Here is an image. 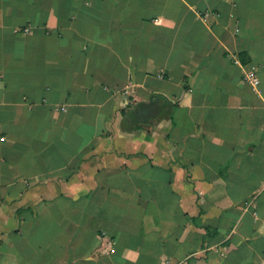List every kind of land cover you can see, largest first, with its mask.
Returning <instances> with one entry per match:
<instances>
[{"label":"crops","instance_id":"0c3cea01","mask_svg":"<svg viewBox=\"0 0 264 264\" xmlns=\"http://www.w3.org/2000/svg\"><path fill=\"white\" fill-rule=\"evenodd\" d=\"M0 264H264V0H0Z\"/></svg>","mask_w":264,"mask_h":264},{"label":"built area","instance_id":"2783aa9c","mask_svg":"<svg viewBox=\"0 0 264 264\" xmlns=\"http://www.w3.org/2000/svg\"><path fill=\"white\" fill-rule=\"evenodd\" d=\"M236 63H239L237 58L235 59ZM244 80L246 83H248L250 86H252L253 89L258 90L261 85V81L258 75V69L253 67L252 69L245 71Z\"/></svg>","mask_w":264,"mask_h":264}]
</instances>
